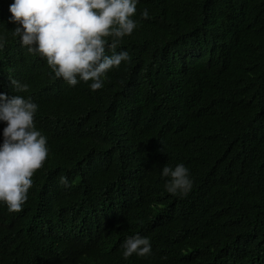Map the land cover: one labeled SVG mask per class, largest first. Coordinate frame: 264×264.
<instances>
[{
    "label": "trees",
    "instance_id": "obj_1",
    "mask_svg": "<svg viewBox=\"0 0 264 264\" xmlns=\"http://www.w3.org/2000/svg\"><path fill=\"white\" fill-rule=\"evenodd\" d=\"M11 3L0 92L29 85L50 152L23 210L0 203V264H264V0H140L131 60L96 92L22 46ZM179 163L185 198L161 176ZM137 233L152 254L124 259Z\"/></svg>",
    "mask_w": 264,
    "mask_h": 264
},
{
    "label": "clouds",
    "instance_id": "obj_2",
    "mask_svg": "<svg viewBox=\"0 0 264 264\" xmlns=\"http://www.w3.org/2000/svg\"><path fill=\"white\" fill-rule=\"evenodd\" d=\"M140 0H12L9 21L17 26L13 36L31 54L46 59L55 77L69 86L89 84L93 92L104 87L107 74L131 60L127 50H119L125 36H131L139 21L133 19ZM150 19L147 8L140 13ZM108 38H111L110 40ZM6 46L0 35V50ZM13 95L0 92V122L3 141L0 143V203L8 212L23 210L33 186L35 172L49 156L48 139L34 122L39 105L21 93L29 85L10 78ZM161 176L165 190L172 196L185 198L194 187L190 169L179 163L165 165ZM60 183L71 187L67 176ZM123 258L135 254H152L149 237L136 234L121 244Z\"/></svg>",
    "mask_w": 264,
    "mask_h": 264
}]
</instances>
